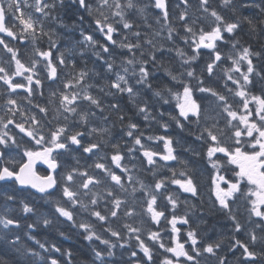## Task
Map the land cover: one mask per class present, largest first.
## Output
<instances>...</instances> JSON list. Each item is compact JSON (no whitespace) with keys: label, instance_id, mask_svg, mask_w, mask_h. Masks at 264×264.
<instances>
[{"label":"snow or ice","instance_id":"obj_1","mask_svg":"<svg viewBox=\"0 0 264 264\" xmlns=\"http://www.w3.org/2000/svg\"><path fill=\"white\" fill-rule=\"evenodd\" d=\"M72 6L83 9L92 17L94 30L107 41L99 43L81 28L82 43L92 47L96 59L103 61V75L87 67L78 69L71 51L68 55L59 51L53 39L55 33L50 29L45 30L44 22L49 18L60 27H66L56 10ZM220 6L228 9L234 19H225L217 9L210 6V0H197L196 9L203 15L193 19L189 11L193 7L191 0H178L176 7L181 8V11L176 20L183 29L181 34L170 22L167 0H148L143 6L137 0H67V3L66 0H32V3L29 0H0V34H3L0 35V51L8 54V60L0 62V82L6 86L0 91V97L4 98L0 109L3 111V115H0V184L34 189L42 198H51L59 192L60 199L54 201L55 212L74 227L83 229L84 238L90 244L99 241L105 246L103 250L92 247L91 259L83 264H115L112 258L116 255V248L131 249L127 264H155L152 246L142 239L141 228L127 222V219L139 215L136 211L138 199L140 207L150 215L151 221L158 225L163 218L171 225V233H180L177 223L189 225L185 242L172 239L173 246H166L162 242L159 231L147 232V239L153 245L158 244L165 253L172 254L166 255L160 264H201L204 256L216 258L217 264H227V256L219 255L225 248V240L228 241L229 252L240 250L242 264H264V88L260 95L251 93V86L257 79L264 81V63L259 69L254 63V60L264 62V50L253 51L250 45H241L237 38V33L244 25L248 26L250 33L264 36V0H220ZM148 8L159 11L155 22L160 28L151 34L142 32L140 25L132 18V14H138L144 19L145 27L151 29L152 25L147 23L145 16ZM246 9L255 11L251 15H243ZM37 13L40 14L38 18L35 16ZM84 19V16L79 17L81 26ZM205 20H211L207 27L203 23ZM165 30L167 35L161 42L157 38ZM114 34L122 38L114 39ZM43 37L49 40L47 50L37 46ZM177 38L191 50V55L186 54L176 43ZM12 41L25 48L31 46L32 53L27 63L20 47L13 46ZM221 42L230 45L235 55L222 54L219 48ZM97 46L99 50H96ZM110 46L126 50L118 64ZM54 50L57 53L55 56ZM203 50L208 51L207 59L201 67L196 62L205 55ZM172 52H175L179 60V69L176 70L165 62L166 55ZM80 55L83 57L84 53ZM226 61L231 62L230 66L222 67ZM58 69L68 70L63 80ZM218 69L221 72L219 79L224 81L222 90L209 83L217 76ZM41 71L45 74L43 79L53 84L60 81L61 85L49 93L48 105L54 106L53 119L57 121L51 128L47 127L52 123L47 120L49 106L33 102L37 95L43 96ZM105 75H114V79L109 80L108 90L101 84L89 83L91 77L103 79ZM17 77L21 79L17 80ZM17 90L26 93L24 99L36 112L25 110L18 103L14 98L18 94ZM142 91L158 98L161 107L173 99L176 101L173 109L176 114L169 112L167 115L180 130L183 131L191 124L196 126L198 134L191 130L189 134L201 142L202 148L206 147V152L191 147L185 148V151L205 159L210 165V191L215 197L212 205L232 222V233L245 231V241L232 235L202 242L199 224H190L192 217H196L200 223H207L201 206L195 203L183 201L187 210L183 216L176 215L179 196L173 195L169 185H178L182 193H190L194 198L199 196V187L193 169L189 167L188 161L176 153L170 136L155 137L164 141L165 154H161L145 147L142 143L144 133L139 131L138 124L129 118L124 125L126 136L131 139V144L127 146V158L131 162L136 158L134 154L140 152L142 158L146 159V170L151 172L154 180L150 185L135 175V164L130 168L122 163L126 156L121 153L120 144H110L113 150L110 161L108 154L100 155L102 149L109 146L105 136L110 134V130L107 127H89L91 118L97 117L99 113V118L107 123L110 116L105 115V112L115 113L117 120L124 124L126 115L118 102L105 104L100 94L104 97L126 94L136 104V110L145 121L156 120L150 111L152 106L146 100L136 103ZM196 93L200 96L197 97ZM226 93L231 95V101ZM209 102L215 105V115L208 111ZM250 103L253 104L251 108ZM157 115L162 120L165 113L159 112ZM221 119L223 127H220ZM81 127L86 130L81 131ZM161 127L167 132L168 123H161ZM86 135H95L98 139H89L85 143ZM25 138L31 147L24 146ZM146 139L150 141L154 137L148 136ZM14 151L20 156L19 160L12 156ZM77 151L88 154L89 158L97 157L88 166L95 171L90 173L87 169L81 170L79 160L66 172L58 171V157ZM157 156L160 161H173L183 165V168L178 172L177 168L166 163L164 167L168 168L171 176L157 178L158 161L154 159ZM38 161L47 165V174H37L35 166ZM14 193L15 189L11 192L0 191V199L5 202L4 210L0 212V240L25 264H74L72 252L62 251L54 243L46 247L45 243L36 240L35 243L43 253L21 245V237L13 229H20L23 224L21 220L9 215L13 209L8 206V202H18L24 214L34 213V208ZM137 193H141V197H137ZM160 198L167 202L165 209L171 205V219L165 215V210H157ZM241 200L246 205L249 223H255L254 229L246 230L233 210V205ZM77 209L94 217L103 232L109 234V238H102L89 222L77 223ZM252 217L258 220L253 221ZM43 224L50 226L52 221L45 217ZM33 227L34 224L27 225L28 229ZM10 235L15 238L10 239ZM28 238L34 239L31 235ZM133 240L136 241L135 248L131 244ZM185 244H188L187 249ZM257 245L260 247L259 252L255 250ZM136 248L143 253L142 261L135 259L138 256ZM57 253L60 254L59 258ZM0 264H9V261L0 256Z\"/></svg>","mask_w":264,"mask_h":264},{"label":"trees","instance_id":"obj_2","mask_svg":"<svg viewBox=\"0 0 264 264\" xmlns=\"http://www.w3.org/2000/svg\"><path fill=\"white\" fill-rule=\"evenodd\" d=\"M137 2L140 4V6H143L145 3L148 2V0H137ZM169 11H170V22L173 27L178 28L181 34H183V29L180 28L179 22L176 20V17L178 16L179 12L181 11V8L183 5H181V8H177L176 4L178 3V0H167ZM193 7L189 9L190 13L192 14V18L195 19L197 16L203 15L202 13L198 12L196 9V3L197 0H191ZM67 3V0H66ZM210 6L212 8L217 9V11L220 12L221 15L226 17L227 13L229 12L234 19L233 14L225 8H222L220 6V0H210ZM255 10L254 9H246L243 11V15H251L253 14ZM56 13L58 14L60 20L66 27H60L57 22L52 21L50 18L48 20H45L44 26L45 30H52L55 35L53 36V39L56 41L57 49L59 51L65 52V55H68L69 50L71 51L72 56L74 57L76 61L77 68H84L87 67L89 70H94L96 72H100L103 75V68L102 64L103 61L97 60L94 56L93 52L94 49L90 46H86L84 43H82V36L80 34L81 28L85 32V34H90L94 37L95 40L99 41V43H107L105 41L103 35L99 33L98 31H95V24L92 19V17L88 16V14L83 9H77L76 6H72L71 8H57ZM239 14V13H238ZM159 15L158 10H154L153 8H148L145 12V16H147V23L152 25V28L149 29L145 27L144 19L141 18L138 14H132V18L135 19L136 23L140 25V30L142 32H148L151 34L153 30H159L160 25H157L155 22V16ZM84 16V23L81 26L79 17ZM118 19V18H117ZM162 23H164L162 21ZM204 25L207 27L211 20H205ZM73 25H76L75 28H73ZM117 27H120L119 25H116ZM167 35V32L165 30L164 33H162L161 37L157 38L161 42L164 41V37ZM122 37L119 34H114V39L120 40ZM132 39V37H129ZM237 38L240 39V44L243 46H251L253 51H261L264 50V36L260 35L259 33L253 34L250 33L248 30V26L244 25L243 29L237 33ZM176 43L184 49L185 53L188 55H191V50L184 45L183 41L179 40L177 38ZM13 46L20 47L19 44L12 41ZM38 47H40L42 50H47L49 47V40L47 37H43L41 40L37 42ZM171 47L172 45H168ZM111 52L114 55L117 64L119 63L122 56L126 54V50L120 49L118 46H110ZM239 47V45H238ZM21 49V47H20ZM98 46H97V49ZM229 51V49H227ZM83 52V57L80 55V53ZM3 53V51H2ZM1 53V55H2ZM57 53L54 50L53 55L55 56ZM106 58H107V54ZM85 61L87 62L85 64ZM199 61V59H198ZM196 62L199 66H203L200 63ZM165 62L172 67L174 70L179 69V60L176 58L175 52L169 53L165 57ZM254 63H256L257 68L259 69L261 67V64L264 62L254 60ZM44 72L41 73V78L43 77ZM160 75L159 73L157 74ZM65 77H63L61 80H63ZM114 79V75H105L103 76V79L93 76L89 80V83H98L105 87L106 90H108V83L109 80ZM220 82V79H218ZM43 88L41 89L43 92V95L45 99H49V93L50 91L54 90L57 87H60V81L53 84L49 81H43ZM264 88V81L256 80L254 82L253 87L251 86V93L255 95L261 94V89ZM4 89L0 87V91H3ZM199 93H196V96H198ZM103 102L105 104L109 102H118L125 115V121L124 124H121L119 120L116 118L115 113H108L105 112V115H109L110 119L107 123H105L103 120L99 118V113L97 114V117L91 118L89 127L95 126V127H107L110 130V134L105 136V139L111 143H118L121 146V150L127 149V145L131 142V140H127L126 136V129L124 125H126L129 121V118L131 119V122H134L138 124L139 131L145 133V134H152V136L155 138V131L162 130L165 131L161 127V123L167 122L168 124L172 123V126L169 127L170 129L174 130L173 134H175L178 138L182 139L184 136H180V132L177 130L176 125L172 121H168V113L172 112L174 115L176 112L173 111L175 108L176 101L172 100L168 105H164L163 107L160 106L158 103V98L153 97L150 93L147 92H141L140 96L138 97L136 103H141L142 101H147L150 106V111L152 112L153 116H156V120H148L145 121L143 116L136 110V104L133 103L129 97L126 94H118L115 96H107L104 97L103 94H100ZM231 97V96H229ZM48 102V101H47ZM4 103V98L0 97V106ZM21 104L25 110L31 109L32 112H36L37 110L32 108L31 105L19 103ZM43 105V104H41ZM86 107V106H85ZM54 109V106L52 107ZM2 109V108H1ZM50 111H53L50 109ZM49 111V116L47 117V120H51V125H47V127L51 128L53 127L57 121L53 119V114H51ZM178 111V109L176 110ZM208 111L215 115V105L211 102L208 103ZM164 112L165 116L164 119L160 120L157 113ZM0 115H3V111L0 110ZM19 117V115L17 116ZM73 119H76L75 117ZM19 120V119H18ZM157 120H160V123H157ZM222 120V119H221ZM61 122L62 118H61ZM155 126H158V129L155 130ZM81 131H85L86 129L81 127ZM94 140L98 139L97 136L93 135ZM173 140H176L177 138H172ZM25 140V139H24ZM26 147L29 146V143L25 145ZM199 147H202V144L199 145ZM202 151L206 152V147H203ZM113 152V150H112ZM22 154V153H21ZM12 156L19 160L20 156L16 154L14 151L12 153ZM182 158L186 161H188L189 167L193 169L194 166H197L198 163L196 162L195 158L191 156H187L184 153H182ZM183 165H178V170L182 169ZM204 174V176L199 177L198 179L200 182L206 181V190L211 192V182H210V174L207 173L205 168L201 169ZM205 170V171H204ZM194 171V169H193ZM15 189V195L18 198H23L27 202L30 203V206L34 208V213L32 214H24L21 211V206L19 203H13L8 202V206L13 209L11 213H9L10 216L15 217L19 220H21L23 227L20 229H13L15 234L20 235L21 237V245H26L30 248H32L35 251H39L43 253V250L39 248V246L35 243L36 240H39L42 243H45L46 247H48L50 244H56L58 247L61 248L62 251L69 250L73 254V261L74 264H83V262L88 261L91 259V252L90 249L92 247H96L98 250H103L105 246L101 244L99 241H94L91 244L89 241H87L84 238V230L79 229L77 227H74L71 222L67 221L64 217H60L58 213L55 212V203L52 198L49 200V198H42L39 195L34 194L32 191L28 189H20L18 186L10 185V184H0V191L8 190L12 191ZM204 190V188H203ZM203 201V199H202ZM4 204L5 202L0 199V212H3L4 210ZM47 217L49 220L52 221V224L50 226H45L43 224V218ZM75 219L77 220V223L80 221H85L91 223L97 233L102 235V238H109V234L103 232V229L101 226L96 223V220L94 217H91L87 212L84 214H80L76 212ZM127 219V218H125ZM127 222L130 223L129 219H127ZM28 224H34L35 227L28 229ZM132 224L136 227H140L141 221L137 220L134 221ZM116 227L117 225H113ZM141 228V227H140ZM0 230H2V226H0ZM142 239H145V242H149L147 239V230H144L142 226ZM27 233V234H26ZM63 233V235H61ZM31 235L34 237V239H29L28 236ZM10 239L15 238L14 235L9 236ZM114 240V238H112ZM132 247L135 248L136 241H131ZM131 249H120L116 248L114 249L116 255L112 259L115 261V264H127L129 261V252ZM138 253L137 261L143 260V253L136 248L135 249ZM159 256L153 257L155 264H160V261L167 255L171 256V253H165L163 249H158ZM153 254H155L153 252ZM166 254V255H164ZM0 256H3L5 259L9 261V264H25V261L22 260L11 248H9L2 240H0ZM56 256L59 258L60 254L57 253ZM31 259V258H29ZM62 259H66L62 258Z\"/></svg>","mask_w":264,"mask_h":264},{"label":"flooded vegetation","instance_id":"obj_3","mask_svg":"<svg viewBox=\"0 0 264 264\" xmlns=\"http://www.w3.org/2000/svg\"><path fill=\"white\" fill-rule=\"evenodd\" d=\"M201 16V15H200ZM23 52L26 53V49H23ZM196 126L194 124H191L187 127V131L188 133H190V130L193 131V132H197L198 134V130L194 129ZM190 136L193 138L194 135H191ZM86 138V140L88 141L87 139V136L84 137ZM198 142V141H196ZM187 147H191L193 149H195L196 151H202V147H199L198 145L197 146H194L192 145L194 143V140H189L187 141ZM218 155H222V154H218ZM199 160H202L204 163H206V160L205 159H201L200 157H197ZM203 168L207 167L208 169L211 170L210 168V165H202ZM234 167V166H233ZM210 174V171L208 172ZM204 197V195H203ZM233 210L237 216V218L240 220V222L244 225V228L246 230H250V229H254L255 228V223H249V215H248V211L246 210V205L245 203L241 200V201H238L236 204L233 205ZM204 216V215H203ZM205 220L207 221L206 224H203V223H200L199 220L197 219H194L192 218L193 220H197V224H199V237L202 241V239H207L208 238V234L211 235V232L215 229L213 235L216 236V239H219L221 236H232V235H235L236 238L238 239H241L242 241H245L247 239V236H246V233L245 231H242L240 233H232L231 229H232V222L226 218H224V215L223 214H219V213H215V214H212L211 211H206V215L204 216ZM252 220L253 221H256L258 220V218L256 217H252ZM190 224H192V222H190ZM219 225V226H218ZM193 226V225H192ZM218 226V227H216ZM221 227V234L218 233L217 231V228ZM182 228H185L186 230H188L189 228V225H183ZM258 231V230H257ZM185 239H186V232L184 233V240L180 241L181 243H184L185 242ZM204 242V241H202ZM206 243V242H205ZM227 244H228V241L225 240V248L223 250H225L224 253H222V255H226L227 256V262H231L232 264H237V262H239V264H242V260H241V253H240V250L237 249L235 252H229L227 250ZM167 246H173L171 242H169L167 244ZM185 248L187 249L188 248V244H185ZM257 252L260 251V247L259 245L256 246V249H255ZM202 259L203 257L201 258V264H204L202 262ZM257 264H259V262H257Z\"/></svg>","mask_w":264,"mask_h":264},{"label":"rangeland","instance_id":"obj_4","mask_svg":"<svg viewBox=\"0 0 264 264\" xmlns=\"http://www.w3.org/2000/svg\"><path fill=\"white\" fill-rule=\"evenodd\" d=\"M225 19H227V20H232V16H231V14H230L229 12L227 13ZM219 47H220V51H221L222 54H224L225 56H227L228 54H233V55H235V53H232V50H231L230 45L221 42L220 45H219ZM227 49H229V51H227ZM207 51H208V50H206V52H207ZM30 52H32V49H29V52H28V53H30ZM28 53H27L26 55H24V56H25V57H28ZM2 56H5V57H2L0 60H3L4 62L8 60V54H6V55H2ZM26 60H27V59H26ZM230 63H231L230 61H226L225 64H223L222 67H228V66H230ZM242 70H243V69H242ZM220 75H221V72H220V70L218 69V70H217V76H216V78H219ZM237 75H238V74H237ZM20 79H21V78L17 77V80H20ZM0 83H2V82H0ZM223 83H224V81L221 80V79H220V82H219V83L216 82L218 89H221V90H222V85H223ZM229 83H230V82H229ZM226 94H227V93H226ZM227 95L231 96L230 94H227ZM18 97L24 100V101L21 102L20 100H18V99L15 98V99L18 101V103H24V104H25V103L27 102V101L24 99V96H23V95H19ZM229 99H230V101H231L232 97H229ZM173 100H174V99H173ZM171 101H172V100H171ZM171 101H170V102H171ZM174 101H175V100H174ZM45 104H46V102H45ZM249 106H250V108H251V107H253V104L250 103ZM17 119H19V117H17ZM163 119H164V118H163ZM10 128H11V126H10ZM154 128H155V130H156V129H158V126H155ZM14 131H18V130H14ZM142 143L145 144V147H148L147 142L142 141ZM159 148H160L159 144H157V146L155 145V149H159ZM81 155H82V153H80V152H78V153H75V152H74V153H72L71 155H67V156H65V157H67L68 159H71V161H70V162H67V163H66V162L64 163V164H65V170H64L63 172H66V171L69 170L71 167L75 166V163H76L75 161L78 160V156H81ZM100 155H101V156H104L102 152H100ZM73 157H75V159H74ZM154 158H155V157H154ZM109 160H110V158H109ZM122 163H123L124 165H126V164L124 163V161H122ZM171 166H172V167H175L176 164H173V165H171ZM80 167L83 168L82 170L87 169L90 173H92V172L95 171L93 168H89L88 165L80 164ZM112 167L115 168L114 165H112ZM193 169H194V173H195V175H196V182H197V181H199L198 176H199V177H202V176H203V172H201L202 170H201V166H200V165L194 166ZM116 171L119 172L118 169H117ZM178 172H179V170H178ZM168 176H171V173H170ZM177 178H180L179 175H177ZM171 187H173V188L175 189V192H176V194H177L178 196H181V195H182V190L179 189V186H178V185H171ZM183 194H184V195L187 194L188 196L191 195L190 193H183ZM57 195H58V194H57ZM59 195H60V194H59ZM204 195H205V192H204ZM53 197H54V196H53ZM187 198H189V197H187ZM59 199H60V198H59ZM214 199H215V197H214V195L212 194V196L209 197V201L212 203V201H213ZM102 203H103V202H102ZM178 224H180V223H177V225H178ZM218 226H219V225H218ZM218 226H216V227H218ZM170 227H171V225H170ZM215 229H216V228H215ZM215 229H214L212 232H214ZM217 231H218V233L221 232V227L217 228ZM219 234H221V233H219ZM175 237H176V236H174V239H175Z\"/></svg>","mask_w":264,"mask_h":264},{"label":"water","instance_id":"obj_5","mask_svg":"<svg viewBox=\"0 0 264 264\" xmlns=\"http://www.w3.org/2000/svg\"><path fill=\"white\" fill-rule=\"evenodd\" d=\"M38 166H42V167H44V168H46V169L48 170L46 164H43L42 162L38 161L37 164H36V166H35V171H36V172H37V167H38ZM37 174H38V172H37ZM38 175H40V174H38ZM31 190H33V191L35 192L34 189H31ZM35 193H36V192H35ZM38 194H39V193H38Z\"/></svg>","mask_w":264,"mask_h":264},{"label":"bare ground","instance_id":"obj_6","mask_svg":"<svg viewBox=\"0 0 264 264\" xmlns=\"http://www.w3.org/2000/svg\"><path fill=\"white\" fill-rule=\"evenodd\" d=\"M57 14V13H56ZM24 49V48H23Z\"/></svg>","mask_w":264,"mask_h":264}]
</instances>
